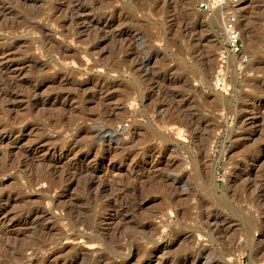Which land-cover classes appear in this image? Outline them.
I'll return each instance as SVG.
<instances>
[{
	"label": "rangeland",
	"instance_id": "obj_1",
	"mask_svg": "<svg viewBox=\"0 0 264 264\" xmlns=\"http://www.w3.org/2000/svg\"><path fill=\"white\" fill-rule=\"evenodd\" d=\"M230 8L242 67L195 0H0V264H264V0Z\"/></svg>",
	"mask_w": 264,
	"mask_h": 264
},
{
	"label": "built area",
	"instance_id": "obj_2",
	"mask_svg": "<svg viewBox=\"0 0 264 264\" xmlns=\"http://www.w3.org/2000/svg\"><path fill=\"white\" fill-rule=\"evenodd\" d=\"M235 0H195L197 8L209 15L219 11L221 15L222 31L225 37V51L237 60L242 67L249 62L248 54L244 51L242 43V32L239 26V16L232 8ZM225 74L219 71L215 78L216 89H224Z\"/></svg>",
	"mask_w": 264,
	"mask_h": 264
},
{
	"label": "bare ground",
	"instance_id": "obj_3",
	"mask_svg": "<svg viewBox=\"0 0 264 264\" xmlns=\"http://www.w3.org/2000/svg\"><path fill=\"white\" fill-rule=\"evenodd\" d=\"M0 81H2V82L4 81L5 82V88L0 92V95H2V97L3 96L4 97H6V96H9V97L13 96V93H14L13 90H12V88L14 87V82H12L13 80H11V78H8V77L7 78H4L3 76L0 75ZM113 253L116 254L117 251H114ZM19 261L21 263V260H19Z\"/></svg>",
	"mask_w": 264,
	"mask_h": 264
}]
</instances>
